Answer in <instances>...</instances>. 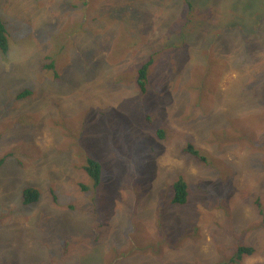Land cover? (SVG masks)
Listing matches in <instances>:
<instances>
[{"label":"rangeland","instance_id":"rangeland-1","mask_svg":"<svg viewBox=\"0 0 264 264\" xmlns=\"http://www.w3.org/2000/svg\"><path fill=\"white\" fill-rule=\"evenodd\" d=\"M190 1L191 11L184 0H0L10 36L0 53V159L10 154L0 167V264H264V167H252L264 153V0ZM232 12L245 29L236 49L210 50L218 14ZM62 48L63 78L21 71ZM152 54L141 97L139 69ZM24 88L38 97L13 109ZM36 103L45 104L32 111L37 130L17 119ZM202 139L208 155L194 165L179 147ZM88 158L102 163L98 189L81 169ZM178 175L190 189L184 207L168 193ZM29 184L39 198L23 207ZM239 246L253 253L232 261Z\"/></svg>","mask_w":264,"mask_h":264},{"label":"trees","instance_id":"trees-1","mask_svg":"<svg viewBox=\"0 0 264 264\" xmlns=\"http://www.w3.org/2000/svg\"><path fill=\"white\" fill-rule=\"evenodd\" d=\"M184 4L186 5L187 10L191 11V9L193 7L192 1L184 0ZM71 9L74 10V8H71ZM177 15L179 16L180 14H178V13L174 14L173 17L176 19ZM180 16L182 19V30L187 29L188 22L186 21V19L183 15H180ZM189 16H190V12H188V17ZM175 19L172 18L173 24L175 26V32L173 34L174 35L173 38L179 36L176 34H177V32H180L177 29V23H176ZM218 20L220 23V28H218V29H216L215 27L211 28L212 30H218V31H217L216 35L209 42V45L213 46L212 48H210V50L216 48V49H218L217 52H219L220 49H224L225 51H227V47L232 48L233 44L235 45V49H236L237 38L239 37L240 34H243L242 31L245 32L244 31L245 29L242 27V26H244V24L238 18L237 12H232L229 15L228 14L224 15V13H219L218 14ZM76 24L77 25H75V29L73 30V32H68L65 30V27L63 28V35H62L63 45H67L66 42H69L68 45L72 44V41L74 39V33L80 27V24L78 21L76 22ZM5 26H6L5 22H3V23L0 22V53L3 54L4 56L8 53L9 39H10L9 34L5 29ZM224 28H225V32L223 34V32H221L220 29H224ZM218 37H222V40H223L222 44H218L216 42V38H218ZM225 41H226L227 47L224 43ZM45 48H46V46H45ZM34 49H35V51H32L27 56L28 61L30 58H32V57L36 58L35 56H39L40 54L45 52L43 43H41L39 46H37ZM36 49H40L41 52L37 51ZM46 51H47V49H46ZM64 55H66V53L63 51V48L58 50L54 54V56H52L51 54H48V52H46V55L44 56V60L46 61V63H43L42 61L37 60L31 66H29L28 61H26V62L22 63L21 66H22L23 70L21 69V71H23V73L29 72L32 75L33 74L36 75L37 78L39 79V81H44V80L50 81L53 79H55V80L61 79V78H63V69H65V66H63V62L61 61V60H63ZM154 59H155L154 54H152L151 56L148 57L147 60H145L143 62L141 68L139 69V75H138L137 83H138V86L140 88V92L142 93L141 97H145L146 93H148L147 85H148L149 80L147 79V70L149 69L150 66H152ZM234 59H236V55L234 53H232V56H231V58H229V60H234ZM249 61H253V60H248V62ZM251 64L254 65L253 69H257V70L259 69V66H256L254 63H251ZM248 73H250V72H248ZM157 88H159V86L157 85V83H154L151 86L150 90H153V89L156 90ZM191 93H192V91H191ZM37 97H38V94H34V92L31 89L24 88L21 92H19L18 94H16L14 96V104L12 105V108L16 109L15 107H17L18 103L24 104L30 98H37ZM37 103L34 104L32 106V108L30 110H28V112H19L18 117H17V119L21 120V122L23 124L24 123H26V124L28 123L29 125L30 124H36L35 125L36 130L38 129L39 124L31 116H33L32 111L37 106ZM44 107H45V104H43V105L39 104L37 106L36 111H37L38 115L44 114V111H43ZM201 111L203 113L202 116L205 117L206 112H204L203 110H201ZM192 114L193 113H191V115ZM145 116H146V119L149 121L150 120V114L146 113ZM81 130H79L78 132L77 131H71L73 134H75V135H73V137L76 136L75 138L78 137L80 139ZM154 132L157 133L155 135L158 136L159 138L162 137L165 139L163 130H157L155 128ZM1 139H2V136H0V140ZM200 141L202 142V146L201 145H194L193 143L187 141L179 147L180 151H181V153H183L184 157H187L189 162L193 163L194 165L197 162L205 163L204 157H206L208 155V151H206L204 149V144H205V147H208L205 140L202 139ZM261 150H264V146L262 147ZM9 156H10V154H8V155H6L0 159V167L2 166V164H4L5 160ZM81 162L84 166V168H81V169L86 174V176H84L85 179L87 181H90L93 183V187H94L93 189H98V186L102 185V180H103V170H101L102 163L100 164L96 160V158H88L86 160H81ZM255 164L258 167H261V168L264 167V153L258 157V160L252 164V167ZM132 185L139 187L140 182L136 183L134 181ZM84 186L87 187L86 184L85 185L79 184L80 191L87 192V190ZM38 190H39L38 188L35 189L32 186H28L27 188H22V205H23V207L30 205V204H33V203H36L38 201V198H39ZM48 191H49V196L52 197L53 201H55L56 197L54 195L55 190L53 189V187L51 186V189H49ZM256 191L257 190H254V192H256ZM189 192H190V189H189L188 183L185 182V178L181 175H178L174 180H172L170 186L168 187V193L170 195V203L172 205L184 207L185 205H187L189 203V199H190ZM254 206H255L256 210L261 213L262 203L260 202L259 197L254 201ZM133 212H135V211H133ZM131 218H132V223H135V221L137 219L134 217V214L131 215ZM252 253H253L252 248L247 247V246H239V247H237V249L234 252V258L232 259V261H235V260L241 261L242 258L248 257ZM127 254H128L130 260H133L132 259L133 251L129 250V251H127ZM45 255H46V253H45ZM8 256L11 260H12V257H14L12 255H8ZM32 259H33V255L31 253L27 257V260L31 261Z\"/></svg>","mask_w":264,"mask_h":264},{"label":"bare ground","instance_id":"bare-ground-1","mask_svg":"<svg viewBox=\"0 0 264 264\" xmlns=\"http://www.w3.org/2000/svg\"><path fill=\"white\" fill-rule=\"evenodd\" d=\"M5 140V139H4ZM21 146V145H20ZM9 162V161H8ZM7 165V164H6ZM12 166H13V164H12ZM22 166V165H21ZM6 169H8V168H6ZM50 171V170H49ZM12 172V171H11ZM12 174V173H11ZM15 174V173H14ZM21 176V175H20ZM13 178H15V177H13ZM17 178V177H16ZM38 178H40V177H38ZM54 178V177H53ZM41 179V178H40ZM15 180V179H14ZM13 180V181H14ZM31 181V180H30ZM28 182V181H27ZM58 182V181H57ZM34 183V182H33ZM59 184H60V182H59ZM14 185V184H13ZM29 186H30V184H29ZM33 186V185H32ZM62 186V185H61ZM15 189V188H14ZM48 191V190H47ZM59 191V190H58ZM37 192V191H36ZM22 194V193H21ZM34 209V208H33ZM58 215V214H57Z\"/></svg>","mask_w":264,"mask_h":264},{"label":"crops","instance_id":"crops-1","mask_svg":"<svg viewBox=\"0 0 264 264\" xmlns=\"http://www.w3.org/2000/svg\"><path fill=\"white\" fill-rule=\"evenodd\" d=\"M218 7H219V5H218Z\"/></svg>","mask_w":264,"mask_h":264},{"label":"clouds","instance_id":"clouds-1","mask_svg":"<svg viewBox=\"0 0 264 264\" xmlns=\"http://www.w3.org/2000/svg\"><path fill=\"white\" fill-rule=\"evenodd\" d=\"M222 7V6H221Z\"/></svg>","mask_w":264,"mask_h":264}]
</instances>
